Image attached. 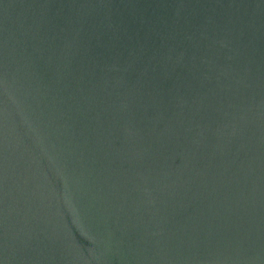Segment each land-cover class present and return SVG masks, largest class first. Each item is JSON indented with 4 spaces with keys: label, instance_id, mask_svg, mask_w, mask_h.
Wrapping results in <instances>:
<instances>
[{
    "label": "water",
    "instance_id": "95a60500",
    "mask_svg": "<svg viewBox=\"0 0 264 264\" xmlns=\"http://www.w3.org/2000/svg\"><path fill=\"white\" fill-rule=\"evenodd\" d=\"M0 264H264V0H0Z\"/></svg>",
    "mask_w": 264,
    "mask_h": 264
}]
</instances>
